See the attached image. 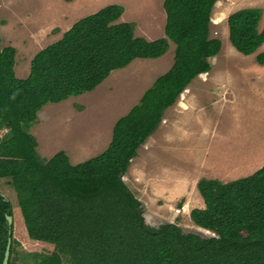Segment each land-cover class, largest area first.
I'll return each instance as SVG.
<instances>
[{
	"label": "trees",
	"instance_id": "1",
	"mask_svg": "<svg viewBox=\"0 0 264 264\" xmlns=\"http://www.w3.org/2000/svg\"><path fill=\"white\" fill-rule=\"evenodd\" d=\"M217 1L164 0L165 36L153 41L135 34V22L116 23L124 6L108 4L35 54L26 78L15 74L16 48L1 47L0 39V130L7 129L0 136V186L17 192L12 203L0 191V264L9 239L8 264H264V166L226 183L199 181L206 205L191 218L215 234L209 237L147 225L142 202L122 179L164 111L221 51L222 42L210 38ZM262 11L246 7L228 18L230 42L244 55L264 44ZM170 41L171 68L117 120L105 151L78 164L64 150L39 156L30 129L46 103L92 91L134 59L162 56ZM256 61L264 65V52Z\"/></svg>",
	"mask_w": 264,
	"mask_h": 264
},
{
	"label": "rangeland",
	"instance_id": "2",
	"mask_svg": "<svg viewBox=\"0 0 264 264\" xmlns=\"http://www.w3.org/2000/svg\"><path fill=\"white\" fill-rule=\"evenodd\" d=\"M76 1H78V5H81V9L79 7L80 10H77V8L72 9L71 7V4ZM117 1L118 0H0L1 47L14 46L16 48V72L18 75H21V77H26L30 73V62L34 55L58 39L60 40L63 36L62 31H67L72 24L80 18L97 12L105 5L117 3ZM119 1L122 2L121 5L125 8L124 19L129 20L128 22H137L138 27H135V34L137 36L146 37L147 40L151 39L149 41L164 36L163 30L166 25V21H164V0ZM246 7H258L263 10L262 19L259 23V30L262 31L264 29V0H218L213 7L211 13L210 38H218L222 42L221 50L224 51V57L228 56L225 53L237 51L229 39L228 18L235 11ZM121 19L120 17L116 23L125 22L121 21ZM173 52L174 51L171 50V52L160 61L171 64L172 60L174 61ZM260 52H264V44H262L255 53L250 54V57L240 52V55L235 59L221 61V57L217 62H214L211 68L225 66L234 68L247 67L256 61V56ZM138 59L145 60L134 63L135 65L138 63L142 64L139 69L130 67L128 69L124 68L125 70L121 71H119L120 69L113 70L110 76L92 91L84 92L78 96L72 95L57 103H53L52 101L46 103L38 112L37 121L30 129V134L36 137L38 143L36 149L39 156L47 160L54 156L57 151H60V149H64L70 157L71 163L78 164L97 156L95 154L101 151H105L110 144L107 140H112L115 122L122 116L127 115L131 111L132 106L141 103L140 96H143L145 91L153 85V83L150 85L152 78H154L153 76L158 78L165 74L155 69L152 61L157 58ZM222 63L225 64L221 65ZM248 68H250V66ZM233 71L238 72L239 69ZM113 72L115 73L112 75ZM247 75H249V73H247ZM200 82L199 79L195 78L191 85H196L195 87H198ZM207 83H209V81ZM263 83L264 81L261 82L256 79V85L259 88H264ZM206 85L210 90L211 86L209 84ZM180 95L178 101L188 104L187 96L184 95V93ZM262 98L263 97H258L255 91L250 89L248 85L245 84L240 86V91L238 93V102H240L238 125L234 126L235 119L233 118L227 120L226 114L223 115V121L227 128L234 126V129L239 131L244 137L241 138L237 144L235 142L231 143L232 147L234 146L235 149H237L239 155L228 156V154L220 153L222 156L221 159L235 160V162H239V166L245 167L248 161L260 157L261 152L264 158V142L261 141V137L264 136V114L257 110L258 107L256 106V104H264ZM208 100H210V98ZM204 103H206V101H204ZM57 104H59V106H57ZM208 104L209 103L206 105ZM176 107L177 106H173L172 108L175 109ZM172 108H170L171 111L166 109L162 118L172 120L174 128L178 122L182 125L184 119L187 117L185 126H187L191 132L194 130H200L202 132L204 129L203 120L200 118L219 117L218 115L213 116L205 114L204 112L200 113L201 115L199 118L195 117L193 113H189L190 115L188 114L185 117V115H182L184 113H180V109L177 110V112H172ZM5 132H7V129L0 130V136ZM179 139L181 138L179 137ZM178 141L180 142L181 140ZM98 142L100 144L96 145ZM147 144H142V146H140L141 148H138L140 155L138 153L137 156L131 160L127 172L122 177L135 197L137 199L140 198L139 200L145 208L143 216L146 224L156 228L162 225L165 226L166 224H173L181 228L182 233L193 232L202 237L212 236L214 234L213 232L206 231L207 229L196 225L191 218L193 209L204 208L206 205L204 199H202L199 188L196 186L199 180L197 174L193 180L191 179L192 174L189 173L190 171H185L182 167L176 166V169L179 171L178 175H181V181L175 184L173 192L171 193L168 187L164 191L162 190L163 192L158 193L157 197L153 199L146 196V192L141 188V182H138V171L146 164H148L149 169H151L152 164L160 168L163 167L164 163L169 162V158L166 159L161 150H159V155L150 156V151L153 152V150ZM214 149L217 152H221L217 147ZM254 153H257V155H253ZM222 161L224 163L221 162V165L223 169L227 171L228 167L225 163L228 162L227 160ZM215 162H217V159ZM262 165L264 166V164ZM262 165L254 166L255 168L253 167L252 169L242 170L240 173L241 176L239 177L242 178L246 175H251L250 173H252L253 170L256 172ZM170 175H172V171H170ZM186 176L190 177L188 181H186ZM143 185L146 184L143 183ZM184 186L189 188L193 187L195 192L193 194L189 193V196L193 197L198 193L201 199H186V190L188 188ZM0 188L5 200L12 203L17 202V192L13 187L5 184L0 186Z\"/></svg>",
	"mask_w": 264,
	"mask_h": 264
},
{
	"label": "crops",
	"instance_id": "3",
	"mask_svg": "<svg viewBox=\"0 0 264 264\" xmlns=\"http://www.w3.org/2000/svg\"><path fill=\"white\" fill-rule=\"evenodd\" d=\"M117 3L122 4V2H120L119 0L117 1ZM80 6L81 5H78V1L71 4L72 9L77 8V10H80L81 9ZM164 17H165L164 21H166V11H164ZM121 18H122L121 21H125V22L129 21L124 19L125 8ZM132 22L136 23V28H137L138 27L137 22L136 21H132ZM64 32L62 31V33ZM155 39L157 38H154V40ZM174 49H175V44L172 41H170L169 50L167 51V53H165L162 57L152 61L156 70H159V72L166 73L171 68V65L174 62L173 60L171 64L167 62L165 63L164 61H160V60L164 59L166 55L169 54L171 50L174 51ZM223 52L224 51L221 50L219 54L209 58L211 66L214 64V62H217V60H219L221 57H222L221 61L223 60L227 61L229 59H235L241 53V52L239 53V51L238 52L230 51L228 53H225L228 56L224 57ZM136 59H134L129 64L130 66L128 65L126 66L127 68L126 67L124 68L128 69L130 67H136L137 69H139L142 64L138 63L135 65L134 63L145 60L138 58ZM224 64L225 63H222L221 65ZM249 66L250 68H248ZM228 67L226 66L220 68L212 67L211 70H209L208 72H204L196 76L195 78L201 81L198 87H195L196 85L195 86L191 85L195 79L194 78L191 81V83L188 84L187 88H185L184 92H182L184 93V95L187 96L188 104L182 101H180L179 103L178 101L179 98H178L173 105L167 108L168 111H171L170 108H172L173 106H177L175 108L176 110L172 108L173 109L172 112H177V110L180 109L181 110L180 113H184L182 115H185V117L189 113H193L195 117L199 118L201 115L200 113L203 112L205 114H209L213 116L218 115L219 117L200 118L201 120H203L204 129L202 130V132L200 130L198 131L194 130L193 132H191L189 128L185 126L187 117L184 119L182 125H180L178 122V124L174 128H173L174 123L172 122V120L168 118H162V121L160 122L158 127L143 143V145L148 143L147 145L153 150V152L150 151V156L159 155V150H161L164 153V157H166V159L169 158L168 160L169 162L164 163L163 167L159 168L158 166L152 164L151 169H149L148 164H146L143 165L141 170L138 171L139 174L138 182H141L140 183L141 188L144 192H146L145 194L148 198L153 199L157 197L158 193L163 192L168 187L170 192L171 193L173 192L175 184L178 183V181H181V175L180 176L178 175L179 171L176 169V166L182 167L185 171H190L189 173L192 174L191 179L193 180L195 179V176L197 174L199 176L198 183L202 178L218 179L226 183L240 178L239 176H241L240 173L242 170L252 169L254 166L256 167L257 165L264 164L263 162L264 158L262 152L260 153V157H257L252 161H248L245 167L239 166L238 161L235 162V160L221 159L222 156L220 153L228 154V156L239 155L237 153V149H235L234 146L232 147L231 143L235 142L237 144L240 141V139L244 137L242 134L239 133V131H236L234 129V126L238 125V116L240 114L239 111L240 102H238V93L240 91V86L245 84L248 85L250 89L255 91V94L258 97H263L262 100H264V88L263 89L259 88L256 85V79L260 80L261 82L264 81V65H261L255 61L250 65H248L247 67H242V68L241 67L228 68ZM124 68L118 70L119 71L125 70ZM236 69H239V71L234 72L233 70ZM114 73L115 72H113L112 75ZM247 73H249V75H247ZM15 74L18 78H26L29 75L28 74L26 77H21V75H18L16 72V62H15ZM153 77L154 78H152L150 85L152 83L154 84L155 80L157 79L156 76ZM208 81L209 83H207ZM206 84H209L211 86L210 90L207 88ZM211 88L214 90H212ZM140 98H142V96H140ZM209 98L210 100H208ZM204 101H206V103H204ZM207 103L209 104L206 105ZM236 105H237V110H236ZM57 106H59V104H57ZM134 106H132L131 109ZM256 106L258 107L257 110H259L264 114V104H256ZM224 114L227 115V120H229L230 118L235 119L234 126L227 128V126L224 125V121H223ZM179 137L181 139H179ZM178 140L181 141L179 142ZM110 141L107 140L108 143H111ZM261 141L264 142V136L261 137ZM99 144L100 143L98 142L96 145ZM215 147H217L218 150L221 152H217L214 149ZM60 150H64V149H60ZM102 152L103 151L95 155H98ZM146 155L149 156L148 154ZM253 155H257V153H254ZM216 159L217 162H215ZM222 160L225 161L227 160L228 162L225 163L228 167L227 171L224 170L221 165V162H223ZM170 171H172V175H170ZM253 172L255 171L253 170L252 173ZM189 178L190 177L186 176V181H188ZM143 183L146 185H143ZM196 186L198 187V185ZM184 187L188 188L186 190V194H187V196H185L186 199H196V198L201 199L198 193L193 197L189 196V193L193 194L195 192L193 187L191 188L187 186ZM202 199L204 198L202 197Z\"/></svg>",
	"mask_w": 264,
	"mask_h": 264
},
{
	"label": "water",
	"instance_id": "4",
	"mask_svg": "<svg viewBox=\"0 0 264 264\" xmlns=\"http://www.w3.org/2000/svg\"><path fill=\"white\" fill-rule=\"evenodd\" d=\"M7 219H8V224L10 226L12 223V216L8 215ZM10 246H11V240L9 239L8 244H7V248H6V252H5V256L3 259V264H8L9 255H10Z\"/></svg>",
	"mask_w": 264,
	"mask_h": 264
},
{
	"label": "clouds",
	"instance_id": "5",
	"mask_svg": "<svg viewBox=\"0 0 264 264\" xmlns=\"http://www.w3.org/2000/svg\"><path fill=\"white\" fill-rule=\"evenodd\" d=\"M80 19H81V18H80ZM77 21H78V20H77ZM74 23H75V22H74ZM74 23H73V24H74ZM63 34H64V33H63ZM58 40H59V39H58ZM58 40H57V41H58ZM55 42H56V41H55ZM206 231H210V230L207 229ZM210 232H211V231H210ZM214 235H215V234H213L212 236H214Z\"/></svg>",
	"mask_w": 264,
	"mask_h": 264
},
{
	"label": "bare ground",
	"instance_id": "6",
	"mask_svg": "<svg viewBox=\"0 0 264 264\" xmlns=\"http://www.w3.org/2000/svg\"><path fill=\"white\" fill-rule=\"evenodd\" d=\"M97 6V5H96ZM96 6H94V7H96ZM180 103V102H179Z\"/></svg>",
	"mask_w": 264,
	"mask_h": 264
}]
</instances>
